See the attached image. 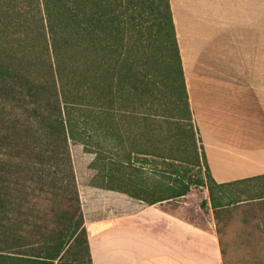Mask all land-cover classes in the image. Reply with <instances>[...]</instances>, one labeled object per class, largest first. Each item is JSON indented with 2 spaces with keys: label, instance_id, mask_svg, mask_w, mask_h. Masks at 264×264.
I'll list each match as a JSON object with an SVG mask.
<instances>
[{
  "label": "trees",
  "instance_id": "1",
  "mask_svg": "<svg viewBox=\"0 0 264 264\" xmlns=\"http://www.w3.org/2000/svg\"><path fill=\"white\" fill-rule=\"evenodd\" d=\"M196 136L169 0H0V264H92L70 144L91 187L147 206L264 207V175L217 183Z\"/></svg>",
  "mask_w": 264,
  "mask_h": 264
},
{
  "label": "crops",
  "instance_id": "2",
  "mask_svg": "<svg viewBox=\"0 0 264 264\" xmlns=\"http://www.w3.org/2000/svg\"><path fill=\"white\" fill-rule=\"evenodd\" d=\"M189 108L217 183L264 175V0H169ZM84 196V197H83ZM92 264H222L216 231L80 191Z\"/></svg>",
  "mask_w": 264,
  "mask_h": 264
},
{
  "label": "rangeland",
  "instance_id": "3",
  "mask_svg": "<svg viewBox=\"0 0 264 264\" xmlns=\"http://www.w3.org/2000/svg\"><path fill=\"white\" fill-rule=\"evenodd\" d=\"M41 52L45 53L43 49ZM145 55H149L147 58L151 68L161 69L157 57L160 53H145ZM69 149L80 200V191L81 193L86 191L93 183L95 171L90 169V164L94 155L85 153L81 145L70 144ZM179 158L181 159L182 155L177 154V159ZM156 167H161L159 160H156ZM192 170V174L197 171L196 168ZM204 201L207 202L206 209L200 208V204ZM35 203L38 208L34 213H38L42 208L49 214L48 229H54L51 220L54 212H60L59 209H65L66 206L60 199L54 197L49 200L36 199ZM162 205L197 227L207 229L211 225L218 234L226 264H264V207L248 205L228 207L219 210V218L214 221L212 210L208 205L207 190L197 187H193L185 197L163 202Z\"/></svg>",
  "mask_w": 264,
  "mask_h": 264
}]
</instances>
